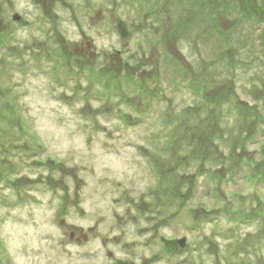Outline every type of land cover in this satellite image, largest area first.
<instances>
[{
    "label": "rangeland",
    "instance_id": "374dc122",
    "mask_svg": "<svg viewBox=\"0 0 264 264\" xmlns=\"http://www.w3.org/2000/svg\"><path fill=\"white\" fill-rule=\"evenodd\" d=\"M0 264H264V0H0Z\"/></svg>",
    "mask_w": 264,
    "mask_h": 264
},
{
    "label": "water",
    "instance_id": "95a60500",
    "mask_svg": "<svg viewBox=\"0 0 264 264\" xmlns=\"http://www.w3.org/2000/svg\"><path fill=\"white\" fill-rule=\"evenodd\" d=\"M18 18H19V14L16 13L13 16V19L17 20ZM116 27H117V31H118V34H119L121 40H128L130 38L131 32L128 30V28L126 26V22H124L120 18H116ZM178 242L181 246H184L185 238L179 239Z\"/></svg>",
    "mask_w": 264,
    "mask_h": 264
},
{
    "label": "trees",
    "instance_id": "16d2710c",
    "mask_svg": "<svg viewBox=\"0 0 264 264\" xmlns=\"http://www.w3.org/2000/svg\"><path fill=\"white\" fill-rule=\"evenodd\" d=\"M252 30V29H251ZM230 177L232 178V177H234V174H231L230 175ZM188 212V211H187ZM223 213V212H222ZM224 213H226L230 218H232L233 219V216H235V215H239V213H236V212H229V211H227V210H225V212ZM252 215H249V217L248 216H246V217H239V216H237V221H240L241 223H243V221L244 220H246V218H248V220H250V219H252L253 217L254 218H256L257 216L256 215H253L252 217H251ZM218 217V216H217ZM216 217V218H217ZM196 217H194V219H195ZM194 225V224H193ZM200 225H201V222H199V221H195V225L194 226H192L193 228H195V227H197V228H199L200 227Z\"/></svg>",
    "mask_w": 264,
    "mask_h": 264
},
{
    "label": "bare ground",
    "instance_id": "6f19581e",
    "mask_svg": "<svg viewBox=\"0 0 264 264\" xmlns=\"http://www.w3.org/2000/svg\"><path fill=\"white\" fill-rule=\"evenodd\" d=\"M178 244H179V242H178Z\"/></svg>",
    "mask_w": 264,
    "mask_h": 264
}]
</instances>
